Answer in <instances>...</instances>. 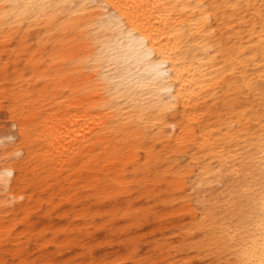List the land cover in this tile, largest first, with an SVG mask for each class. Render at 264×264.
Wrapping results in <instances>:
<instances>
[{
    "label": "bare ground",
    "instance_id": "6f19581e",
    "mask_svg": "<svg viewBox=\"0 0 264 264\" xmlns=\"http://www.w3.org/2000/svg\"><path fill=\"white\" fill-rule=\"evenodd\" d=\"M0 264H264V0H0Z\"/></svg>",
    "mask_w": 264,
    "mask_h": 264
}]
</instances>
